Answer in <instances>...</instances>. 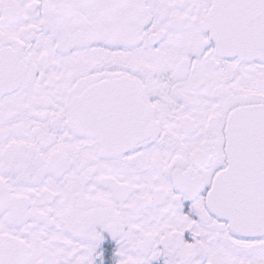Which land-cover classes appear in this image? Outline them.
Wrapping results in <instances>:
<instances>
[{"label": "snow or ice", "instance_id": "6c2138e0", "mask_svg": "<svg viewBox=\"0 0 264 264\" xmlns=\"http://www.w3.org/2000/svg\"><path fill=\"white\" fill-rule=\"evenodd\" d=\"M0 264H264V0H0Z\"/></svg>", "mask_w": 264, "mask_h": 264}]
</instances>
